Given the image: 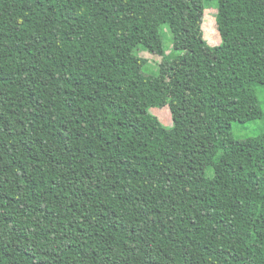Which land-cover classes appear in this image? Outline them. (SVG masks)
I'll return each mask as SVG.
<instances>
[{
	"label": "trees",
	"instance_id": "16d2710c",
	"mask_svg": "<svg viewBox=\"0 0 264 264\" xmlns=\"http://www.w3.org/2000/svg\"><path fill=\"white\" fill-rule=\"evenodd\" d=\"M257 84L264 0H0V264H264Z\"/></svg>",
	"mask_w": 264,
	"mask_h": 264
},
{
	"label": "rangeland",
	"instance_id": "374dc122",
	"mask_svg": "<svg viewBox=\"0 0 264 264\" xmlns=\"http://www.w3.org/2000/svg\"><path fill=\"white\" fill-rule=\"evenodd\" d=\"M207 12H210L211 18L208 20L206 18ZM218 13V3L216 1H210L207 3V9L204 13L203 19V31L205 39L207 40L210 47L218 46L221 43V37L218 33V29L214 24V17L216 18ZM161 33L163 36V42L166 49V53L170 54L173 49V38L171 31L167 25H163L161 28ZM208 52L210 50H207ZM136 53L147 60V63L143 69L146 75H158L159 74V63L161 58L159 56L153 55L145 49L143 46H140ZM178 53V52H176ZM257 95L261 104V107L264 111V85H256ZM150 112L157 116L163 125L167 128L173 127V120L171 117V112L168 106L165 107H153L150 109ZM233 134L238 140H245L249 138L258 137L264 134V119L257 121L240 123L235 122L232 127ZM209 177L214 176V171L212 169L207 171Z\"/></svg>",
	"mask_w": 264,
	"mask_h": 264
}]
</instances>
